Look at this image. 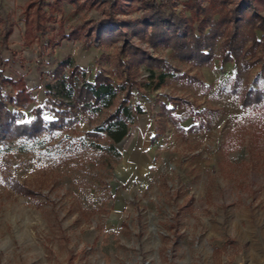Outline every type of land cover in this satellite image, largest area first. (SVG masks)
<instances>
[{"label": "rangeland", "instance_id": "obj_1", "mask_svg": "<svg viewBox=\"0 0 264 264\" xmlns=\"http://www.w3.org/2000/svg\"><path fill=\"white\" fill-rule=\"evenodd\" d=\"M28 1L0 0V72L30 92L24 108L10 104L21 122L40 106L61 127L0 145V264H264V101L243 108L233 92L264 89L263 47L247 57L263 58L249 68L222 65L224 35L209 50L213 63L197 68L129 31L128 42L157 60L152 78L149 67L130 65L123 40L92 43L88 28L107 15L108 1L64 0L57 13L52 0H34L43 30L27 23ZM145 1H131L133 11L118 19L138 21ZM157 1L193 18L192 0ZM194 3L209 8L212 0ZM251 3L264 18V6ZM72 32L77 37L65 40ZM72 70L78 88L102 73L129 95L86 111L66 99ZM2 91L14 94L10 86ZM124 100L145 112L133 113L128 135L112 148L96 129ZM186 101L215 112L209 129L187 130L195 121ZM14 180L31 193L11 187Z\"/></svg>", "mask_w": 264, "mask_h": 264}, {"label": "trees", "instance_id": "obj_2", "mask_svg": "<svg viewBox=\"0 0 264 264\" xmlns=\"http://www.w3.org/2000/svg\"><path fill=\"white\" fill-rule=\"evenodd\" d=\"M52 1L53 4L50 5V8H53L57 13L62 12L61 3L64 0ZM72 1L73 3H77V0ZM94 1L96 0L92 2ZM106 1H108L107 4L110 6V10L106 13L107 15L88 28L89 32L95 36L92 38V43L99 45L123 40L127 50L124 54L130 57V65L135 69H138L141 65L149 67L148 69L151 71L152 78L155 77L153 64H156L157 60L154 61L144 50L128 42L126 35L129 31L139 38L144 36L147 42L154 48L160 46L173 48L182 62L193 63L197 68L210 66L213 63L215 57H213V54L209 50L214 47L216 39L224 35L226 40L221 48L220 56V63L222 65L229 62H234L238 65L240 62H243V68H249L256 61L263 60L261 57L255 62H248L247 60L248 56L255 57L257 55L256 50L259 46H262L264 49V18L254 8H251V0H238L237 5L231 10L228 9V11L224 8L227 7L230 0H212V5L209 8L197 6L194 0H192L193 2L188 4L189 11L193 14V18L190 20H183L173 13H167L162 7L164 3L162 4L157 0H146L143 8L147 11H145L141 18L138 21L127 20L123 23L118 19V15L130 14L133 11L131 1L134 0ZM84 2H87V0ZM257 3L264 6V0H257ZM39 4L41 5L40 1H28L25 10L27 13L26 21L29 24L36 23L42 29L41 23L43 19L42 14H40L41 7ZM34 9H36L35 20L31 16V11ZM214 11L216 12L215 15L219 14L220 16L216 20L213 19ZM194 19L197 22V27L193 25ZM244 24L247 31L241 33L240 30ZM258 31L261 32L262 39L257 38L256 32ZM10 35L11 32H8L5 40ZM74 35L75 33L72 32L64 39H70ZM250 41L251 46H247ZM68 67L71 68L70 66ZM262 67H264V63ZM59 71H57V74L59 73L60 76V73L63 72ZM73 71H71L67 78L69 87L67 93H65L66 99L67 101L74 99L78 102L77 106L84 108L86 111L102 105L112 106L113 100L121 92L127 93L126 96L129 95V89L111 84L110 80L102 73L97 75L95 83H83L78 88L74 85L76 74ZM159 77L163 79L164 75ZM237 85L238 83L234 87H237ZM4 86H10L14 94H8L5 97L2 91ZM233 92L240 96V103L243 108L258 105L264 101V89L253 90L248 88L236 91V88H234ZM50 96L49 94L46 99L45 108L52 110L49 104H53L54 100ZM31 100L30 92L26 90L23 81L7 79L0 72V145H5L7 141L11 140L37 141L44 134H50L55 128L61 127L60 121L54 120L48 122L43 118L42 113L44 108L40 106L33 110L31 120L21 122L17 111H13L10 108V104L15 108H24L27 102ZM126 102L124 100L117 106L113 113L108 115L96 129L107 133L112 141V148L115 147V143L122 141L128 135L129 127L133 121V113L143 114L145 112L143 107L137 106L132 109L130 105L127 106ZM184 104L188 105V111L195 121L188 127V131L201 132L203 129L210 128L211 118L215 113L212 109L203 108L199 111L197 107L191 106L187 101ZM167 111L172 113L173 109ZM171 120L178 125L181 121L178 115H173ZM96 130L95 133L99 134L100 132L98 133ZM10 185L22 193H31L29 190L23 189L17 180H14Z\"/></svg>", "mask_w": 264, "mask_h": 264}]
</instances>
